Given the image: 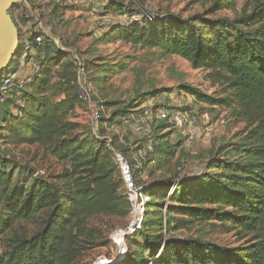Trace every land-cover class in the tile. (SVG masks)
Here are the masks:
<instances>
[{"label": "rangeland", "instance_id": "1", "mask_svg": "<svg viewBox=\"0 0 264 264\" xmlns=\"http://www.w3.org/2000/svg\"><path fill=\"white\" fill-rule=\"evenodd\" d=\"M57 1L59 16H53L51 9L44 6L42 2L47 0H29L22 16L18 13L20 6L17 4L9 9V13L21 34L40 21L43 38L52 41L55 50L64 54L56 61L53 59L55 50L49 49L47 54L44 51L45 65L40 77L45 70L49 72L42 79L45 81H37L39 85L32 86L31 91L57 104L58 122H70L72 134L91 142L95 150H99L100 160L107 158L114 163L111 152L114 148L123 151L129 160L142 162V169L148 174L145 181L140 178L138 181L139 184H149L150 204L141 230L128 239L130 250L125 264H144L150 259V252L144 245L145 236L150 240L161 238L158 253L166 240L198 239L218 246L239 245L242 239L226 219V213L233 212L232 208L223 202L191 199L187 197L188 193L180 197L185 184L193 186L202 179L236 187L232 182H237L242 173L235 170L233 163L255 158L252 151L260 142L257 136L259 119L256 115L244 113L230 86L231 78L218 68L194 66L186 58L161 48L113 39L109 32L102 29L101 23L116 24L118 10L114 8L111 15L96 11V3H105V0H94L95 3L85 0ZM118 2L121 7L159 11L180 19L197 15L235 18L251 12L254 5L253 0ZM68 4H73V9L66 12L61 6ZM260 26L255 18L248 28L255 30ZM75 55L89 64L88 71L83 73L85 82L90 97L98 102L101 110L96 131L92 129L86 105L76 95V83L70 81ZM9 65L11 67L12 63ZM79 82L82 85L81 79ZM188 87L198 92L195 99L191 98ZM27 91L29 93V88ZM20 102L29 112L27 97H22ZM162 102L168 110L173 107V110L186 111L189 118L195 119L197 132L189 144H184L188 135L187 125L172 128L165 127V122H157L152 132L154 151L151 152L146 148L150 138L147 139L139 130L136 120L143 117L147 109L163 106ZM15 107L13 105L12 110ZM8 110L0 108L10 120ZM0 125L6 130L5 142L0 144V168L12 172L8 191H28L34 183L35 172L61 189L65 188L66 179L63 176L70 166L67 161L54 156L49 144L15 141L10 133V124L0 121ZM208 127L212 130L208 131ZM2 180L0 178V256L5 252L9 237L31 236L42 227V220L47 214L44 211L32 218L12 219L6 208L7 192ZM180 183L182 185L178 186ZM124 203V189L119 187L112 205L72 219L69 228L77 234L73 237L84 247L73 264H92L95 260L96 264H106L118 257L119 247L112 237L117 229L115 227L122 225L127 218ZM198 206L210 210L209 219H197L188 211H182L186 207Z\"/></svg>", "mask_w": 264, "mask_h": 264}, {"label": "trees", "instance_id": "2", "mask_svg": "<svg viewBox=\"0 0 264 264\" xmlns=\"http://www.w3.org/2000/svg\"><path fill=\"white\" fill-rule=\"evenodd\" d=\"M105 1L99 3L102 13L112 14L115 8L120 19L116 24L104 27L113 39L143 47L161 48L186 58L194 66L224 71L231 78L230 86L244 113L256 115L259 119L257 136L260 142L252 151L254 160L233 163L235 170L242 173L240 178L237 177V182H232L236 187L226 183L205 182L202 179L193 186L185 184L180 195L184 197L188 193L187 197L190 196L191 199L223 202L232 208L233 212L226 213V219L237 230L241 243L225 247L198 239L166 240L165 246L158 253L161 238L150 240L145 236L144 245L150 252V259L144 264H264V0H253L252 11L235 18H204L197 15L186 19L171 17L159 11L121 7L119 0ZM58 9L59 6L53 7V16L61 14ZM147 13H150V19ZM123 17L128 23L121 20ZM255 18L261 26L252 30L248 27ZM35 49L33 57L41 64V70L31 82L13 90L5 102L0 104L3 110L10 109L11 115L9 120L0 111V121L10 124V133L15 141L49 144L53 155L67 161L70 166L63 176L66 179L64 189L35 172L31 188L19 192L8 191L7 185L11 181L12 172L0 168L2 185L7 192L6 208L12 219H28L47 211L42 227L31 236L13 235L8 238L5 252L0 256V264H73L84 247L73 237L77 234L69 228L72 219L112 205L119 187L123 188V183L116 163L107 158L100 160L99 150H95L91 142L72 134L70 122H58V105L31 91L32 86L36 87L45 81L42 79L49 72L45 70L43 77H40L45 65L44 51L47 54L49 49L55 50L52 41L44 38ZM60 56L64 57V54L55 50L53 59L59 61ZM88 67L86 62L84 73L88 71ZM72 69L70 81L76 83V95L80 100L75 65ZM188 89L192 94L191 98L195 99L198 92L194 88ZM22 97H27L29 112L20 102ZM92 101L98 105L97 101ZM13 105L17 106L15 110L11 108ZM100 118L101 110L99 121ZM157 122H165L168 125L165 127L174 128L169 119L153 117L147 138H150L148 141L152 145L151 152L154 151L152 132ZM5 132L0 125V144L5 142ZM114 150L119 151L111 148V152ZM128 161L131 164L139 162L143 168L142 162L138 160ZM136 181L140 183L138 179ZM141 185L143 193L149 198L145 207L146 214L151 200L148 193L150 186L146 183ZM180 185L182 184L178 186ZM124 199L123 208H126L127 217L129 204L125 195ZM182 211H188L201 220L209 219L211 215L210 210L202 206L186 207ZM125 219L122 225L115 228L125 227L127 218ZM144 221L145 215L140 229L125 238L126 245L128 239H132L141 230ZM129 250L127 245V251L109 264H125L129 258Z\"/></svg>", "mask_w": 264, "mask_h": 264}, {"label": "built area", "instance_id": "3", "mask_svg": "<svg viewBox=\"0 0 264 264\" xmlns=\"http://www.w3.org/2000/svg\"><path fill=\"white\" fill-rule=\"evenodd\" d=\"M26 0L22 3L24 4ZM86 2L95 3L94 0H85ZM21 3L20 11L18 12L20 16L23 14L24 6ZM101 7V4L98 3ZM150 13H147V17L150 19ZM123 22L128 23L125 17L121 19ZM42 23L40 21L36 22L34 25L19 33L18 37V49L10 63L11 67H8L0 75V104L5 102L8 95L15 89H20L25 84L31 82L36 74L41 70V64L34 59L32 51L43 42V33L41 32ZM9 63V64H10ZM84 60L81 56H74V65L78 74V93L82 103L86 105L88 110L92 129L97 130V124L99 122L100 108L92 101L90 97V91L85 82L84 76ZM80 79L82 80V85L80 84ZM163 106H158L157 108H149L144 112L143 117L136 120V125L139 130L143 131V134L149 137V125L153 117L158 119H169L174 127H181L184 125L188 126V135L184 139V144H189L192 140V136L196 134L197 128L195 125V119L189 118L186 111H180L178 109L168 110L164 106V102L160 103ZM208 131L212 128L208 127ZM146 148L148 151L152 149L150 141L146 143ZM114 162L120 173V177L123 183L124 195L128 201L129 208L127 213V225L123 228H117L113 231L112 240L114 244H117L119 250L117 252V259H119L126 251L127 246L125 243V238L132 235L138 229H140L143 217L145 215V207L148 196L143 193L142 185L137 183V179L145 181L148 178V174L142 169L139 162H134L131 164L125 155L119 151L114 150L112 152ZM137 174L138 177H137ZM114 236H118L121 241L122 247L118 244ZM115 260L107 261L106 264L112 263ZM96 261V260H95ZM95 261L92 264H96Z\"/></svg>", "mask_w": 264, "mask_h": 264}, {"label": "water", "instance_id": "4", "mask_svg": "<svg viewBox=\"0 0 264 264\" xmlns=\"http://www.w3.org/2000/svg\"><path fill=\"white\" fill-rule=\"evenodd\" d=\"M24 0H0V74L12 60L18 49V28L9 9Z\"/></svg>", "mask_w": 264, "mask_h": 264}, {"label": "crops", "instance_id": "5", "mask_svg": "<svg viewBox=\"0 0 264 264\" xmlns=\"http://www.w3.org/2000/svg\"><path fill=\"white\" fill-rule=\"evenodd\" d=\"M57 0H52V1H48L47 0V2L45 3V2H42V3H44L45 5L44 6H47V8L49 9H53V7H55V6H60V5H58V1L56 2ZM81 1V0H80ZM99 3V2H98ZM98 3H96L95 5H96V8H97V12H101V10H100V8H99V6H98ZM23 4V3H22ZM29 5V3L27 2V0L25 1V3L23 4V6L26 8V6H28ZM33 6H34V4H32ZM62 8H64V11H66V12H68V10L69 9H73V4H68V5H62L61 6ZM29 9H30V7H29ZM109 15V14H108ZM111 15V14H110ZM15 18V17H14ZM116 19H119V16H116ZM120 20V19H119ZM118 20V21H119ZM102 25H103V27H102V29H104V27L105 26H107L108 24H109V22L106 24V23H101ZM36 52V49H34L33 51H32V53L34 54Z\"/></svg>", "mask_w": 264, "mask_h": 264}, {"label": "bare ground", "instance_id": "6", "mask_svg": "<svg viewBox=\"0 0 264 264\" xmlns=\"http://www.w3.org/2000/svg\"><path fill=\"white\" fill-rule=\"evenodd\" d=\"M114 238L117 240L118 244L120 245V248L122 247V244H121V241L120 239L118 238V236H114Z\"/></svg>", "mask_w": 264, "mask_h": 264}, {"label": "flooded vegetation", "instance_id": "7", "mask_svg": "<svg viewBox=\"0 0 264 264\" xmlns=\"http://www.w3.org/2000/svg\"><path fill=\"white\" fill-rule=\"evenodd\" d=\"M21 3H22V2H21ZM21 3H17V5H19V6H20V5H21ZM15 5H16V4H14L13 6H15Z\"/></svg>", "mask_w": 264, "mask_h": 264}]
</instances>
